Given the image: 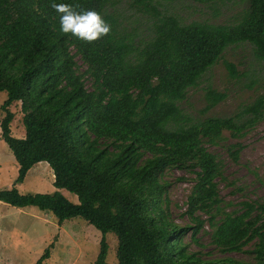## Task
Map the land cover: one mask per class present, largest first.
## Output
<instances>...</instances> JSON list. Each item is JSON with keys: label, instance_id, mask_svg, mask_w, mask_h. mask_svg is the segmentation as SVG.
I'll return each instance as SVG.
<instances>
[{"label": "trees", "instance_id": "trees-1", "mask_svg": "<svg viewBox=\"0 0 264 264\" xmlns=\"http://www.w3.org/2000/svg\"><path fill=\"white\" fill-rule=\"evenodd\" d=\"M117 1L0 0V92L7 93L0 137L18 165L15 183L46 162L53 186L78 201L11 187L0 189V203L36 207L59 226L73 218L93 225L103 234L94 264H105L108 233L119 238V264H264V200L242 201L227 212L231 204L224 205L220 189L225 165L209 150L227 141L226 133L242 138L264 120V91L233 117L193 122L181 107L229 49L250 46L255 62L264 64V0H246L225 24L185 23L159 0H134L150 33L142 40L113 9ZM192 1L219 16L225 0ZM52 3L96 10L111 25L109 35L86 43L63 34ZM228 69L239 77L234 65ZM225 98L209 89L205 112ZM15 102H21L24 138L11 136ZM242 150L239 143L228 147L235 162ZM174 169L194 175L184 226L172 220L171 183L164 179ZM207 228L218 252H246L253 261L205 258L210 252L192 250L191 244L204 246L197 235ZM50 248L35 264L49 258Z\"/></svg>", "mask_w": 264, "mask_h": 264}, {"label": "rangeland", "instance_id": "rangeland-1", "mask_svg": "<svg viewBox=\"0 0 264 264\" xmlns=\"http://www.w3.org/2000/svg\"><path fill=\"white\" fill-rule=\"evenodd\" d=\"M134 0H118L113 8L121 20L133 30L136 40L148 38L147 25L141 18ZM167 6L169 13L182 22L208 21L225 24L234 20L238 11L242 10L246 0L220 1V15L210 5L196 3L192 0H159ZM111 10V9H110ZM80 70L85 67L78 60ZM228 64L236 67L239 77L232 78ZM87 88H91L86 81ZM209 89L224 93L226 98L216 107L205 112L207 107L206 93ZM264 91V64L255 62L250 46L233 47L223 59L210 69L199 80L198 85L189 89L185 101L181 103L184 114L193 122L209 117H233L241 113L244 105L250 103L257 94ZM7 98L6 91L0 92V120L5 116L1 105ZM14 120L10 124L11 136H25L21 102L10 107ZM1 133V131H0ZM227 141L221 146L209 147L210 152L217 155L225 165L226 181L221 182V196L227 212L237 211L239 203L246 200H264V120L255 124L242 138H231L225 134ZM241 144L243 150L239 161L230 156L228 147ZM18 165L15 158L0 137V189L16 187L21 193H54L59 192L72 204H77L75 195L65 190H57L52 182L51 173L45 167L37 165L30 170L22 184H16ZM194 175L174 169L166 172L165 181L171 183L168 199L171 204L172 220L179 226L188 224L182 216L185 210L187 195ZM204 246L191 244L192 250L210 252L205 258H233L252 262L253 255L243 253L223 254L210 244V229L200 231L197 235ZM103 234L93 225L81 218L67 220L59 226L51 213H44L36 207L24 209L6 204L0 205V264H35L50 245V256L42 264H94L101 250ZM107 255L105 264H119L117 251L119 238L113 233L105 235ZM188 239V234L185 240ZM249 245L245 249H251Z\"/></svg>", "mask_w": 264, "mask_h": 264}, {"label": "clouds", "instance_id": "clouds-1", "mask_svg": "<svg viewBox=\"0 0 264 264\" xmlns=\"http://www.w3.org/2000/svg\"><path fill=\"white\" fill-rule=\"evenodd\" d=\"M52 9L59 14L60 31L86 42L94 43L109 35L111 25L96 10L80 9L79 5L52 3Z\"/></svg>", "mask_w": 264, "mask_h": 264}, {"label": "crops", "instance_id": "crops-1", "mask_svg": "<svg viewBox=\"0 0 264 264\" xmlns=\"http://www.w3.org/2000/svg\"><path fill=\"white\" fill-rule=\"evenodd\" d=\"M25 136H23V137H21V138H24ZM37 166L40 168V167H45V168H47V171H49L50 173H51V178H52V180L54 181V176H53V172H52V170L50 169V167L48 166V163H46V162H42V163H39V164H37ZM53 183V182H52ZM0 205H3V203H0Z\"/></svg>", "mask_w": 264, "mask_h": 264}]
</instances>
